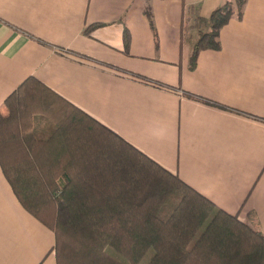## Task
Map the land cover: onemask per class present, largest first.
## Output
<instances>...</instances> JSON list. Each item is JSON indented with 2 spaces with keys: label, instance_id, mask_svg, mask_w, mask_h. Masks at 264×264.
I'll return each mask as SVG.
<instances>
[{
  "label": "crops",
  "instance_id": "0c3cea01",
  "mask_svg": "<svg viewBox=\"0 0 264 264\" xmlns=\"http://www.w3.org/2000/svg\"><path fill=\"white\" fill-rule=\"evenodd\" d=\"M226 1L0 0V112L34 77L264 236V0L188 65ZM53 244L0 170V264H56Z\"/></svg>",
  "mask_w": 264,
  "mask_h": 264
},
{
  "label": "trees",
  "instance_id": "16d2710c",
  "mask_svg": "<svg viewBox=\"0 0 264 264\" xmlns=\"http://www.w3.org/2000/svg\"><path fill=\"white\" fill-rule=\"evenodd\" d=\"M243 6L228 0L194 20L190 67L200 50L219 48L220 28ZM144 13L152 26L150 10ZM3 103L0 170L24 210L54 234L56 264H123L108 249L126 264L148 251L146 264H264L260 230L38 79L26 78Z\"/></svg>",
  "mask_w": 264,
  "mask_h": 264
},
{
  "label": "rangeland",
  "instance_id": "374dc122",
  "mask_svg": "<svg viewBox=\"0 0 264 264\" xmlns=\"http://www.w3.org/2000/svg\"><path fill=\"white\" fill-rule=\"evenodd\" d=\"M230 1H232V0H230ZM108 252L111 256L115 257L117 260H119L123 264H126V261L120 255H118L115 251H113L112 249H108ZM150 256H151V251H148L144 255V257L140 260L139 264H146V262L148 261Z\"/></svg>",
  "mask_w": 264,
  "mask_h": 264
}]
</instances>
